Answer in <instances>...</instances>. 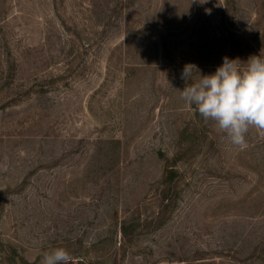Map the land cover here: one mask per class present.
<instances>
[{
	"label": "rangeland",
	"instance_id": "obj_1",
	"mask_svg": "<svg viewBox=\"0 0 264 264\" xmlns=\"http://www.w3.org/2000/svg\"><path fill=\"white\" fill-rule=\"evenodd\" d=\"M262 51L264 0H0V264H264V133L180 95Z\"/></svg>",
	"mask_w": 264,
	"mask_h": 264
},
{
	"label": "clouds",
	"instance_id": "obj_2",
	"mask_svg": "<svg viewBox=\"0 0 264 264\" xmlns=\"http://www.w3.org/2000/svg\"><path fill=\"white\" fill-rule=\"evenodd\" d=\"M194 70L199 72L193 64L183 67L181 99L213 122L232 146L246 149L250 129L264 133V51L246 62L225 56L213 74L199 72V79L189 84ZM73 259L68 250L57 247L44 252L40 264H72Z\"/></svg>",
	"mask_w": 264,
	"mask_h": 264
},
{
	"label": "trees",
	"instance_id": "obj_3",
	"mask_svg": "<svg viewBox=\"0 0 264 264\" xmlns=\"http://www.w3.org/2000/svg\"><path fill=\"white\" fill-rule=\"evenodd\" d=\"M173 179H174V177H172V176H169L168 178H167V182H169L170 183V186H171V183H172V181H173ZM162 200H163V202L165 201V200H167V203L168 202H171V197L169 196V195H164V197H162ZM166 203V204H167ZM167 206V205H166ZM166 212V211H165ZM164 212V213H165ZM164 214L163 215H160V216H158L157 218H156V220H158V219H160V221H159V223L158 224H161L162 223V220H164ZM125 229H126V227L124 226L123 228H122V230H123V232L125 231Z\"/></svg>",
	"mask_w": 264,
	"mask_h": 264
}]
</instances>
